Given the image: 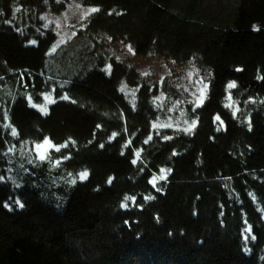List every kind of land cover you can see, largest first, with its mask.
<instances>
[{
  "label": "trees",
  "instance_id": "obj_1",
  "mask_svg": "<svg viewBox=\"0 0 264 264\" xmlns=\"http://www.w3.org/2000/svg\"><path fill=\"white\" fill-rule=\"evenodd\" d=\"M71 1L100 11L51 51L40 17ZM0 12V264H264V0H0ZM120 45L206 79L202 107L186 106L192 131L153 129L163 92L135 68L99 69ZM123 82L139 88L135 105ZM45 90L56 100L47 116L27 106L29 95L43 106ZM45 136L68 147L41 165L34 145ZM247 226L256 239L245 253Z\"/></svg>",
  "mask_w": 264,
  "mask_h": 264
},
{
  "label": "rangeland",
  "instance_id": "obj_2",
  "mask_svg": "<svg viewBox=\"0 0 264 264\" xmlns=\"http://www.w3.org/2000/svg\"><path fill=\"white\" fill-rule=\"evenodd\" d=\"M76 4L79 3L71 1L59 13L52 14L47 11L40 17L43 27L51 30L55 35V51L59 49V45H63L75 37L77 31L81 29L83 22L91 13L87 11L90 7H85L80 4L81 6L77 8L75 7ZM116 47L117 49L110 48L109 51L113 52V54L102 62L99 69L105 68L110 64L113 71L114 66L121 64L128 65L135 68L136 79L139 82L145 81V86L148 89L152 87L153 83H156L159 91L165 92L168 95V100L165 101L164 110L158 111V117L154 123L163 125L171 119L173 124L172 131L175 133H184L181 129L188 128L191 125V120L188 118L186 111V106L191 104L187 103V101L194 99L192 94L196 93L199 88L196 82L203 80L206 83V79L190 66L177 67L174 63L164 60L134 58V55L131 54L125 45ZM51 51H53V48ZM121 87L125 88V98L133 105V99L136 102L139 88L132 87L125 82L120 85ZM185 89L188 91H185ZM170 92L177 94L180 99L170 98ZM130 93H135V97L130 95ZM175 101H179V104L175 110L169 112L168 109L172 107L171 102ZM43 106H47L46 102ZM181 113L185 115H181ZM185 119L188 120V124L184 123Z\"/></svg>",
  "mask_w": 264,
  "mask_h": 264
},
{
  "label": "snow or ice",
  "instance_id": "obj_3",
  "mask_svg": "<svg viewBox=\"0 0 264 264\" xmlns=\"http://www.w3.org/2000/svg\"><path fill=\"white\" fill-rule=\"evenodd\" d=\"M56 2L58 4L60 3H63L64 0H56ZM81 5L80 4H76L75 7L79 8ZM16 11H20L19 8L16 9ZM88 12H91V13H96L98 11H100L99 8H96V7H92L90 9H87ZM3 13L0 12V16H2ZM13 19H15V16L13 17ZM4 23H8L10 24V21H7L5 20ZM256 30V29H254ZM43 35V34H41ZM29 44L33 45V46H36L37 45V41L36 40H31L29 41ZM53 48V51H55V48H56V45L54 44L52 46ZM131 51V48L129 49ZM101 71H104L106 74L110 75L111 74V71H112V66L109 64L107 67L105 68H102L100 69ZM235 71L237 72H240L242 71V69L240 68H236ZM3 77L0 76V80H2ZM257 80H264V76H260L259 74L257 75L256 77ZM198 85H199V88L197 89V92L196 93H193L192 95L194 96V99L190 100V101H187V103L191 104L192 105V108H191V111L193 113L196 112L197 109L201 108L202 105L204 104L205 102V99H206V96L208 94V89H209V84L205 83L203 80H199L196 82ZM61 87H63V85H61ZM237 87V83L235 81H229L226 85V91H229L232 90V89H235ZM185 91H188L187 89H185ZM53 92H55V89L53 90ZM120 92L123 93L125 92V88L124 87H121L120 88ZM36 96H39L40 93H36L35 94ZM130 95H132L133 97H135V93H130ZM60 99L61 100H69V96L68 95H61L60 96ZM168 98L165 97V95L163 93H161L159 96H155L152 100V103L153 105L155 106V108L163 111L164 110V105H165V101L167 100ZM226 99L229 101V103L225 104V107L226 108H231L232 107V96L229 94ZM43 100L46 102V104L48 105H51V104H55L56 103V100L53 99V95L48 93L47 90H45V92L43 93ZM72 103H75V101L73 100ZM172 103V107H170L168 109L169 112L175 110L176 106L179 104V101H175V102H171ZM262 104H264V101H261ZM133 105H135V99H133ZM27 106L30 107V108H33V109H36L37 111H39L42 115L44 116H47L49 114V111H48V108L45 107V106H41L40 104L38 103H35L34 100H33V96L32 95H29L27 97ZM239 111V109H236L234 111H232V116L233 118L236 117L237 115V112ZM181 115H185L184 113H181ZM4 120H8L9 119V115L7 112L4 113ZM216 121H220V117L217 116L216 118ZM184 123L185 124H188V120H184ZM242 123H247L248 126H249V131H251V123L250 121L245 118ZM4 129H10V135L13 139H15L17 137V129L15 127H12L11 124H4L3 125ZM99 127V126H98ZM153 129H156V128H172L173 127V124L171 122V119L168 120L167 123L163 124V125H160V124H153L152 125ZM196 127V120L193 119L192 122H191V125L188 127V128H184V129H181V131H184L185 133H188L190 131H192L194 128ZM113 135V138L115 137V133L112 134ZM149 140H151V136H149L148 138ZM165 139H171V137H165ZM147 143V141H146ZM35 147V155H36V158L37 160L39 161V163L42 165L43 163L45 162H51L52 161V156L50 155V150L52 151H55L57 153H59L61 151L62 148H66L68 147L67 144H61V145H56L54 143L51 142V140L45 136L43 137V140H42V143H36L34 145ZM104 147V144H100V148H103ZM123 155V153H121ZM137 156H139V153L136 154ZM173 155H176V153L174 152ZM60 160L57 159L55 161V164L58 166L60 164ZM136 160H132V163L133 164H136ZM29 163H32V161L30 160ZM161 173H164L165 171H170V170H166V169H161L160 170ZM69 175H71L69 173ZM88 175L89 173L87 171H83V172H80L79 173V178H80V181L83 182L84 180H86L88 178ZM156 177H153V179L151 181H149V183H151L153 185L154 188H156ZM160 180H165L166 177L164 175H161L159 177ZM226 179H231L230 177L226 178ZM6 180H5V177L3 174H0V183H5ZM12 183L15 185L16 188H20L21 187V184L16 182V181H12ZM77 183L76 180H70L69 181V184L74 186L75 184ZM109 183H111V181H109ZM157 191H161L160 188H157L156 189ZM251 195V193L249 194ZM155 197L154 196H145L144 199L145 201H150L152 199H154ZM126 199H131L133 201V204L135 203V200H136V197L135 196H132V197H126ZM9 200L11 201L12 200V197H9ZM15 205H18L21 209L24 208V204L21 202V200L19 198L15 199L14 201ZM3 207L9 209L10 211L12 210L11 209V206L9 203L5 202L3 204ZM121 207H125L124 205H121ZM259 211V209H257ZM222 214V213H221ZM261 219H264V215L261 216ZM125 223L127 224L128 221H125ZM241 236L243 237V243L245 245L244 247V251L245 253H248L251 251V249L249 247H247L248 245V241L249 239H251L252 241H255L256 237L255 235L252 234V230H251V226H247L243 229V231L241 232ZM260 259L264 260V257H261Z\"/></svg>",
  "mask_w": 264,
  "mask_h": 264
}]
</instances>
